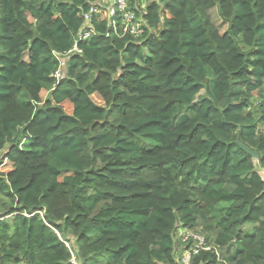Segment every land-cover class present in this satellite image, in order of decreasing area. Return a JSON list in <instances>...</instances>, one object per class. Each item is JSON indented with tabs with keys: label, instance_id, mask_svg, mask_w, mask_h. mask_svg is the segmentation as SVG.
<instances>
[{
	"label": "trees",
	"instance_id": "obj_1",
	"mask_svg": "<svg viewBox=\"0 0 264 264\" xmlns=\"http://www.w3.org/2000/svg\"><path fill=\"white\" fill-rule=\"evenodd\" d=\"M93 1L0 0V264H264V0H128L58 82Z\"/></svg>",
	"mask_w": 264,
	"mask_h": 264
},
{
	"label": "built area",
	"instance_id": "obj_2",
	"mask_svg": "<svg viewBox=\"0 0 264 264\" xmlns=\"http://www.w3.org/2000/svg\"><path fill=\"white\" fill-rule=\"evenodd\" d=\"M129 6L128 0H94L90 4V9L84 14V23L76 37L73 48L63 54L54 52V56L59 62L58 69L54 75L58 82L65 77L67 60L72 55L82 54L79 44L87 41L92 36L98 35V33L94 30L92 23L94 18L100 16L103 12L107 11L109 16L108 22L110 31L106 37L112 35L123 38L125 36L141 37L144 35L146 25L143 17L135 12H131L129 10ZM141 9L145 12L144 6L138 4L137 12H141ZM187 234L188 237H183V241L188 242L190 239H194L196 244L191 250L186 251L182 257L183 264H190L191 256L197 255L200 250L209 251L211 249V247H206V241L203 236L194 234L190 231H187ZM75 263L76 260L74 259L73 264Z\"/></svg>",
	"mask_w": 264,
	"mask_h": 264
},
{
	"label": "rangeland",
	"instance_id": "obj_3",
	"mask_svg": "<svg viewBox=\"0 0 264 264\" xmlns=\"http://www.w3.org/2000/svg\"><path fill=\"white\" fill-rule=\"evenodd\" d=\"M148 3H150V0H147V1L145 0V1L143 2V6H144V8H145V6L148 5ZM210 16H211L212 21H213V22L215 23V25L217 26V28H218L222 33H225L226 30H227L228 25H227L226 22H223V21L219 18L216 9L211 10V12H210ZM201 95H204V93L202 92ZM42 97H43V99H46L47 94L44 93ZM94 100L96 101V103H98V104H102V103L99 101V98H96V97H95ZM262 130L264 131V128H262ZM4 152H5V153L8 152L7 148L4 150ZM258 170L260 171V175H261L262 178L264 179V171L261 170L259 167H258ZM4 201H7V199H4ZM180 236H181V237H185V238H187V237H188L187 231L185 232L184 230H181V232H180ZM206 247H207V246H206ZM75 264H79V263L76 262Z\"/></svg>",
	"mask_w": 264,
	"mask_h": 264
},
{
	"label": "water",
	"instance_id": "obj_4",
	"mask_svg": "<svg viewBox=\"0 0 264 264\" xmlns=\"http://www.w3.org/2000/svg\"><path fill=\"white\" fill-rule=\"evenodd\" d=\"M240 148L246 151L250 156L253 157V159L258 160L259 159V154L252 150L251 148H248L247 146L240 144Z\"/></svg>",
	"mask_w": 264,
	"mask_h": 264
},
{
	"label": "crops",
	"instance_id": "obj_5",
	"mask_svg": "<svg viewBox=\"0 0 264 264\" xmlns=\"http://www.w3.org/2000/svg\"><path fill=\"white\" fill-rule=\"evenodd\" d=\"M179 234H180V232H179Z\"/></svg>",
	"mask_w": 264,
	"mask_h": 264
}]
</instances>
